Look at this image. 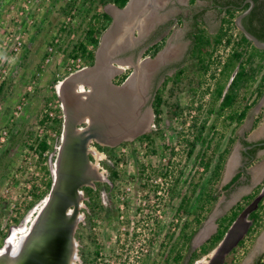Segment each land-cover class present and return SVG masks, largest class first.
Segmentation results:
<instances>
[{
	"label": "rangeland",
	"instance_id": "obj_1",
	"mask_svg": "<svg viewBox=\"0 0 264 264\" xmlns=\"http://www.w3.org/2000/svg\"><path fill=\"white\" fill-rule=\"evenodd\" d=\"M112 4L102 5L99 0H0V84H3L0 91V249L8 244L7 240L13 243L22 234L20 229L29 228L48 195L47 182L53 181L64 118L57 90L64 78L90 66L84 56H72L74 46L85 41L90 23L98 26L93 17L103 11L111 12ZM210 4L211 0H167L162 5V8L169 6L163 12L162 26L166 27L161 32L158 50L159 59L164 60L150 70L146 81L150 80L146 94L152 116L144 133L149 139L136 137L111 147L90 143L96 149L90 160L102 178L91 186L98 205L92 206L84 193L80 200V218L74 231L77 264L82 258L83 264H171L177 251L183 257L174 264H264V170L257 177L251 170L264 159V154L257 156L248 167L251 183L243 181L232 189L223 188L238 173L239 159L229 172L225 165L231 151L241 150L239 137L264 136V131H260L264 125V93L254 102L264 56H257L250 63L245 61L250 46L236 47L240 31L234 24H230L221 42L215 44L218 31L227 26L228 15L219 13ZM162 8L156 10L154 20L159 18L157 12ZM197 12L204 14L206 23L201 20L196 25L190 20ZM239 13L235 11L234 16ZM150 24L145 31L151 28ZM130 27L133 28L127 32L130 41L122 44L114 56L117 61L113 62L114 68L122 70L112 72L116 83L120 82V75L132 71L130 59L123 54L139 40L140 52L134 57V63L142 62L150 67L157 54H152L151 48L141 54L146 44L141 40L146 35L137 25ZM196 27L210 40L203 46L201 56L191 46V32ZM229 35L231 42L226 45ZM87 48L91 50L92 45L88 44ZM235 48L246 53L235 62L234 71L224 70L226 59ZM103 61L98 71L101 76L107 71ZM240 63L255 73L238 92L233 109L239 111L245 104L250 108L242 124L235 127V121L227 117L231 109L218 113L221 99L215 95L217 88L226 90ZM167 65L159 76L164 82L153 83L151 77ZM176 65L179 66L175 68ZM178 69H182L179 77ZM137 81L141 87L140 78L133 82ZM156 92L162 99L159 115L154 113ZM54 119H61L60 125ZM204 121L201 136L209 142L197 143L189 155L188 140L193 139ZM42 138L48 147L40 154L37 144ZM231 138L234 140L230 145ZM225 148L230 151L221 177L210 183L212 168ZM207 161L210 166L205 169L203 163ZM111 170L117 172L115 179L109 177ZM215 189L219 198L213 205L208 201L203 204L204 200L200 202L203 204L200 216L206 214V218L197 228L193 214L199 199ZM256 198L253 210L263 207L259 226L247 233L252 210L245 218V231L239 239L243 242L238 241L223 261L214 258L219 242L208 253L200 254L199 248L208 245L207 240L211 241L219 219L229 215L236 204L244 209ZM182 200H189L186 211L180 206ZM183 225H186L185 233L197 228L190 249L183 245ZM13 231H16L14 236ZM193 251L197 256L190 260Z\"/></svg>",
	"mask_w": 264,
	"mask_h": 264
},
{
	"label": "water",
	"instance_id": "obj_2",
	"mask_svg": "<svg viewBox=\"0 0 264 264\" xmlns=\"http://www.w3.org/2000/svg\"><path fill=\"white\" fill-rule=\"evenodd\" d=\"M131 1L127 0L122 8L114 4L111 6L124 11ZM247 1L250 5L235 17L234 24L255 47L263 49L264 41H260L241 24V19L254 6L253 0ZM106 12L112 15V20L100 37L93 64L64 78L60 90H57L62 102L64 118L61 143L48 195L27 232L23 234L20 246L15 251L8 244L2 247L0 264H60L61 262L72 264L76 256L74 231L80 218L79 207L82 199L80 188L85 185L92 186L93 180L102 178L96 167L88 160V144L94 140L113 146L125 140H132L148 129L152 116L151 107L146 106L141 112V106L146 101L145 85L150 70L164 59H161L162 57L159 59L161 52H157L154 60L149 64L150 67L142 62H131L133 70L130 75L121 84H112L108 76L118 70L114 68L113 62L121 45L111 54H105L106 38L115 24L114 15L110 11ZM132 29L130 28L129 31ZM103 59L107 71L97 78ZM138 78L142 88L140 86L136 88L133 84ZM80 86L89 88L84 92L85 97L73 98L72 93ZM100 97L102 99H99ZM82 122L86 125L78 127L77 125ZM259 145H264V141ZM257 200L258 198L232 221L214 249V258L218 257L223 261L224 255L238 243L245 231V218L256 207Z\"/></svg>",
	"mask_w": 264,
	"mask_h": 264
},
{
	"label": "trees",
	"instance_id": "obj_3",
	"mask_svg": "<svg viewBox=\"0 0 264 264\" xmlns=\"http://www.w3.org/2000/svg\"><path fill=\"white\" fill-rule=\"evenodd\" d=\"M191 2H193L194 0H190ZM254 1V6L251 9V11L244 16L241 19V24L250 32L252 33L254 36H256L260 41H264V0H253ZM99 2L102 5H105L107 2H112L115 6L122 8L125 3L127 2V0H99ZM223 4L226 5V9H222L221 11L224 12L225 14L228 15V19L225 20V22H227V26L224 29H220L217 33V35L214 38V42L215 44L220 43L222 38L227 34V30L230 29V24H234V12L235 11H242L244 9H246L250 3L248 1L245 0H227L224 1ZM199 15H201V13H196L195 14V19H194V23L197 25V21H198V17ZM93 19L97 20L98 26H94L93 24L91 25V23L89 24L90 26L87 28L86 32H85V41H80L78 42L75 46H74V52L72 54V56L77 57V55H82L84 56V58L86 59V61L88 62V65H92L93 61H94V50L95 48H97L98 43H99V37L102 33V31H104L107 26L109 25L110 21H111V16L103 11L101 12L98 16H94ZM201 21V20H200ZM223 22V19H222ZM235 25V24H234ZM195 27V26H194ZM191 46L193 48V50H196V52L198 53L199 56L202 55L203 53V46H207L210 43L209 38L204 37L203 35V31L200 30L198 27H196L195 29H193V31L191 32ZM231 38L232 36L229 35L226 38V42L225 44H229L231 42ZM90 44L92 45V49L88 50L87 45ZM161 46V43L156 44L153 46V52L152 54H154L156 51L159 50ZM244 47V49H246L248 46H250L249 51L247 52V56H246V62L250 63L255 57L257 56H261L260 58H262V56H264V48L263 49H259L257 47H255L252 42L240 31V36L236 42V47ZM243 53H246L245 51L242 50H237L236 48L229 54V56L226 59L225 65H224V70H228V69H233L235 62H237L238 60H240V58L243 56ZM179 65H176V67ZM261 69H263L262 75L260 76V80L258 82V87L256 90V99L254 100V102L257 101L258 98H260L263 93H264V64H262V66H260ZM205 69V67H204ZM234 71V69H233ZM255 70L251 69L249 70V68H247L245 66L244 63H240L237 67V69L235 70L232 78L230 79L227 88L225 91H223L222 88H217L216 89V98H220V103H219V108H218V113H221L223 110L225 109H231L232 111L229 113V115L227 116L228 119L230 121H235V127H238L239 125L242 124L244 118L246 117L247 111L249 110L250 106L249 105H244L239 111H237V109H233L236 102H237V98H238V92L239 90L247 83L249 82V80L252 79V77L254 76V72ZM177 77H179V75H181L182 73V69H178L177 71ZM165 80V79H164ZM163 80V82H164ZM3 84H0V91L2 90ZM154 113L156 115L160 114V110H159V106L162 103V99H161V95L159 93H155L154 95ZM54 122L57 123L58 125H60L61 123V119L56 120L54 119ZM213 127V125L211 126ZM205 129V121L199 126V128L196 130V134L194 135L193 139L191 141L188 140V152L187 154L191 155V153L193 152V149L195 147V145L197 143H201L202 145L208 143L209 141L205 138L202 137V133L203 130ZM137 140H144V139H149V135L147 133H143L141 135H139L137 138ZM234 138H231L229 140V144L231 145V143L233 142ZM242 143H246L245 141L241 140ZM48 147L46 139L42 138L40 139V141L37 144V149L39 151L40 154H42L46 148ZM230 149L229 148H225L223 153L220 154V157L218 159V161L215 163V165L213 166V170H212V174H211V180L210 183L217 182L220 177H221V173H222V169L227 157V154L229 153ZM204 168L208 169L210 166V162H204L203 163ZM117 175V172L115 170H111L109 177L110 179H115ZM164 175H167V173H164ZM239 177V172L236 173L233 178L223 186V188L228 189L229 187H231L230 189H232V184L238 179ZM51 183L52 180H49L47 182V192L49 191L50 187H51ZM84 191L85 194L90 198L91 201V205L95 206L98 205V201L95 200V197L93 196V188L91 187H84ZM46 192V193H47ZM228 193V192H226ZM41 195H37L36 197H40ZM205 198L200 197L199 199V204L196 206L195 208V212L193 214L194 216V222L198 228V226L202 223V220L206 218V214H204L202 217L200 216V210L203 209V204L206 203V201L210 202L212 205L218 200L219 198V193L216 192V189L214 191L211 192V190L209 192H205L204 195ZM203 201V204L200 203ZM189 204V200H182L180 203V206L184 209V211H186V207ZM263 207L262 206H258V208H256L255 210H253L250 214H249V219H250V225L247 229V233H251L253 230H255L254 228L259 226L260 223V214H261V209ZM207 209H210V207H208ZM243 209L240 204H236L231 210L229 215H224L222 216L219 221H218V226L216 229V232L210 237L211 241L209 242V240H207L206 243H208V245L203 244L199 249H200V254H206L208 253V251H210L214 246L215 243L219 242L221 240V238L223 237L224 233L226 232V230L228 229V227L230 226V224L232 223V221L237 217L239 211ZM186 225L182 226V234H181V238L183 240V245H186L187 249H190V242L193 238V236L195 235L197 228L192 229L189 233H185L184 229H185ZM243 240H240L239 243H242ZM191 258H194L195 256H197V253L195 251H193L191 253ZM182 254L180 253V251H177L174 256L172 257V263H177L178 261H180L182 259Z\"/></svg>",
	"mask_w": 264,
	"mask_h": 264
},
{
	"label": "flooded vegetation",
	"instance_id": "obj_4",
	"mask_svg": "<svg viewBox=\"0 0 264 264\" xmlns=\"http://www.w3.org/2000/svg\"><path fill=\"white\" fill-rule=\"evenodd\" d=\"M224 1H227V0H216V2H211V4H210V6H212L214 9L216 8V9H219V10H222V9H226V5L225 4H223V2ZM155 2H157L156 3V5H155ZM167 2V0H156V1H154V4H153V2L152 3H149V1H148V12L146 13V15L147 14H149V16L147 17L148 18V20L146 21V23H147V25H146V27L143 29V30H141L140 32L141 33H144V35H146L143 39L144 40H141V41H144V42H146V44L144 45V47L142 48V52H141V54L142 53H144V52H146L147 50H149V48H153V46L154 45H156V44H159L160 42H161V38L162 37H160L161 36V32H162V30L166 27V26H162L164 23L161 21L164 17V15H165V13H163V12H165L166 11V9L169 7V6H167V5H165L163 8H162V5L163 4H165ZM151 5V6H150ZM160 8H162L159 12H157V16H159V18L158 19H156V20H154L155 19V15H156V10L157 9H160ZM205 8V7H204ZM206 8H205V10H204V12H206ZM245 10V9H244ZM244 10H242V11H244ZM160 12H162L163 14L162 15H160ZM196 14V13H195ZM195 14H193V16H190V20L191 21H193V23H194V19H195ZM201 14H203L202 12H201ZM204 15V14H203ZM198 19H200L201 20V18H198ZM154 20V21H153ZM170 20V19H169ZM149 23H151L150 25H151V28L150 29H147L146 31H145V29L146 28H148V25H149ZM145 31V32H144ZM148 33V34H147ZM144 35H142V36H144ZM133 39V38H132ZM139 42H140V40H139ZM139 42H137L136 43V45H134V46H131V48L130 49H128L127 50V52H124V57H127V59H130V61L131 62H134L133 60H134V57L136 56V54H138V52H140L139 51V49H138V45H140L139 44ZM143 42V43H144ZM131 43V42H130ZM156 52H158V51H156ZM155 52V53H156ZM123 53V52H122ZM154 53V54H155ZM132 59V60H131ZM169 65V64H168ZM164 66V67H161L158 71H156L155 72V74L151 77V80H153V83L154 82H157V81H159V82H163V80L164 79H160V77L159 76H161L160 74H161V72L163 71V69L164 68H167V67H169V66ZM131 66H133V65H131ZM175 68H176V66H175ZM133 70V69H132ZM122 71V70H121ZM121 71H119V70H117L116 72L117 73H121ZM132 72V71H131ZM130 72V73H131ZM130 73L128 74V75H120L119 76V83H116V82H114L113 81V79H114V75H109L108 77H109V81L112 83V84H114V85H119V84H121L124 80H125V78L127 77V76H129L130 75ZM153 78V79H152ZM162 80V81H161ZM150 81V80H149ZM149 81L147 82V84H146V86H145V94H144V96L146 97V101H145V103L141 106V112L143 111L142 110V108L144 109L146 106H149L150 105V103L151 102H149L148 101V94H146L148 91H149ZM133 84H135V86H136V88H138V81L136 82V83H133ZM142 88V87H141ZM89 88H88V86H83V88H82V90H81V86H80V88H76V90L72 93V96H73V98H84L85 96H84V92H87V90H88ZM99 99H101V97L99 98ZM98 99V100H99ZM262 124H264V122H262ZM86 125V123L85 122H82V123H80V124H78L77 126L78 127H84ZM261 127V126H260ZM259 127V128H260ZM260 131H264V125H263V129H261ZM255 136H257V135H255ZM241 140H243V141H245L246 143H242V141ZM239 143L241 144V150L239 151V153H238V150H237V152L235 151L234 153L233 152H231V154H230V156H229V159H228V161L230 160V157H231V155H233L234 154V156H235V158L236 159H239L238 160V162H239V165H238V172H239V177H238V179L234 182L235 184H234V186L232 187V188H234V187H236V186H238L240 183H242L243 181H246V182H250L251 183V181H252V176H251V173H250V170H249V166L254 162V160L257 158V156H259L260 154H264V145H259V143L260 142H263L264 141V136H261L260 138H253V139H248V138H245V137H239ZM91 142H96V141H91ZM90 142V143H91ZM90 143L88 144V146H87V148H88V150H87V157H88V160L92 163V165H94V163L90 160V155H93V151L94 150H96L95 149V146H93V147H90ZM96 143H98V142H96ZM99 145H103V146H107V147H111L110 145H108V144H101V143H98ZM246 147V149L244 150V148ZM235 159V160H236ZM228 161L226 162V165H225V167H227V165H228ZM237 161V160H236ZM236 164V163H235ZM234 164V165H235ZM233 165V166H234ZM95 167V166H94ZM256 168V172H254L255 169ZM252 172H253V175L255 176V177H257V176H259L262 172H263V170H264V159H261V161H259V162H257L256 164H254V166L252 167ZM98 171V170H97ZM226 171H227V168H226ZM99 172V171H98ZM99 174H100V172H99ZM241 176H243L245 179L244 180H240V177ZM100 180V179H99ZM95 181H97V180H93V183L95 182ZM84 187H91V186H87V185H85V186H82L81 188H80V190L82 191V196H83V193L85 194V191H84ZM231 187H229V189H230ZM27 230H28V226H27V228H26V231H24L23 233H26L27 232ZM21 236V235H20ZM20 246V245H19ZM18 246V244L14 247V251L16 250V248H18L19 247ZM81 258V257H80ZM76 260H77V258H76V256L73 258V263L72 264H77L76 263ZM83 260H84V258H82V260L80 261V264H83ZM60 264H62V262L60 263Z\"/></svg>",
	"mask_w": 264,
	"mask_h": 264
},
{
	"label": "bare ground",
	"instance_id": "obj_5",
	"mask_svg": "<svg viewBox=\"0 0 264 264\" xmlns=\"http://www.w3.org/2000/svg\"><path fill=\"white\" fill-rule=\"evenodd\" d=\"M148 1H149V3L153 2V4H154V1H156V0H132L130 2L129 6L124 11L118 10L116 7L112 8L111 12L115 18V24H114V29L109 34V36L106 38V51H107L106 54H108V53L111 54L116 49V47H119L120 45L125 44V43L130 41L129 39H127L128 38L127 32H128V29H130L132 27L129 28V26L134 24V25H137L141 30H143L146 27V25H147L146 21L148 20L147 17L149 16V14L146 15V13L148 12V9H147L148 4H149ZM156 3L157 2H155V5H156ZM133 28H134V26H133ZM98 74H100V72ZM96 76H95V78H96ZM100 76H101V74H100ZM235 159L236 158H235L234 154L231 155V158L228 161V165H227V171L228 172L231 170L234 163L236 162L237 159L236 160ZM24 228H26V227H24ZM20 231L22 232L21 236H19L15 240L13 239V243L10 242L9 240H7L8 246L10 248H12V250H14V247L17 244H18V246L20 245L21 238H22L23 234H25V233H23L24 232L23 230L20 229ZM14 233H16V231H13V233L11 235L14 236L15 235ZM9 236H10V234H9ZM1 250H2V248L0 249V252H1Z\"/></svg>",
	"mask_w": 264,
	"mask_h": 264
},
{
	"label": "crops",
	"instance_id": "obj_6",
	"mask_svg": "<svg viewBox=\"0 0 264 264\" xmlns=\"http://www.w3.org/2000/svg\"><path fill=\"white\" fill-rule=\"evenodd\" d=\"M245 1H247V0H245ZM211 2H212V3H213V2H216V0H211ZM215 9H216V8H215ZM216 10H217L219 13H220V12H222V11H221V10H219V9H216ZM197 13H201V12H197ZM198 18H201V20H202V22H203V23H206V22H207L206 20H204V21H203L202 14H201V15H199V17H198ZM198 18H197V19H198ZM198 21H200V19H198ZM219 21H220V22H222V19H220ZM211 22H212V21H211ZM211 22H210V24H211ZM262 103H263V102H262ZM263 106H264V105H263ZM230 158H231V157H230Z\"/></svg>",
	"mask_w": 264,
	"mask_h": 264
}]
</instances>
